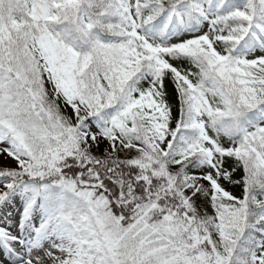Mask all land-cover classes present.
<instances>
[{
  "label": "snow or ice",
  "instance_id": "snow-or-ice-1",
  "mask_svg": "<svg viewBox=\"0 0 264 264\" xmlns=\"http://www.w3.org/2000/svg\"><path fill=\"white\" fill-rule=\"evenodd\" d=\"M0 264H264V0H0Z\"/></svg>",
  "mask_w": 264,
  "mask_h": 264
}]
</instances>
